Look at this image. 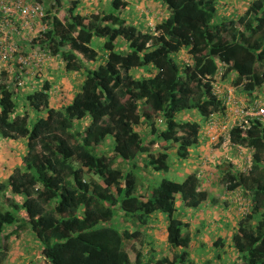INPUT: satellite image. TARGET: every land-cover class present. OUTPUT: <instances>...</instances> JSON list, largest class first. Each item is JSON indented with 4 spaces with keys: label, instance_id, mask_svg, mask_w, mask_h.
Listing matches in <instances>:
<instances>
[{
    "label": "trees",
    "instance_id": "obj_1",
    "mask_svg": "<svg viewBox=\"0 0 264 264\" xmlns=\"http://www.w3.org/2000/svg\"><path fill=\"white\" fill-rule=\"evenodd\" d=\"M109 1L112 11L88 12L74 10L79 0H69L46 31L45 43L64 71L81 69L70 98L62 82L53 80L57 100L49 102V66L23 94L32 117L27 109L14 112L13 90L0 85V135L25 138L21 165L0 180V240L17 230L5 227L18 220L37 240H134L138 228L120 221L143 224L157 210L166 215V240H189L173 202L175 193L188 207L206 198L195 172L181 180L163 176L147 194L138 162L165 171L170 150L184 157L200 141L203 120L195 115L205 118L222 107L210 92L219 61L226 64L225 75L233 72L234 83L245 80L241 89L248 95L264 80V0H248L228 17L216 16L217 0H158L168 11L152 29L118 12L126 0ZM134 68L142 73L134 75ZM230 139L251 149L246 174L229 164L221 176L227 189L240 185L249 199L230 240H264V127L253 121L243 134L232 127ZM37 242L44 264H143L133 241ZM166 242L171 256L147 264L187 262L189 241ZM230 244L234 259L226 264H264V241ZM7 249L0 241V264Z\"/></svg>",
    "mask_w": 264,
    "mask_h": 264
},
{
    "label": "crops",
    "instance_id": "obj_2",
    "mask_svg": "<svg viewBox=\"0 0 264 264\" xmlns=\"http://www.w3.org/2000/svg\"><path fill=\"white\" fill-rule=\"evenodd\" d=\"M95 1L97 2V4L92 5V7L89 8L96 7L97 11L102 10L104 2H102V0ZM126 1L127 4L125 7L130 10L131 6H129V4H133L136 9V6L140 5L141 2H145L147 0H139L140 3H138V5L136 4L137 2H129L128 0ZM247 1L248 0H218L216 7V16L228 17L232 14H238L243 9V7H241V9L239 10L237 7L243 2L247 3ZM156 4L161 5V2L158 0H152V5ZM144 5L147 6V2H145ZM86 9L87 7H83V10ZM146 12H148L149 14L152 13L150 10L148 11V9ZM133 14H135V10L133 11ZM78 74L81 75V69L76 71L68 70L63 72V75L61 76L63 78L62 88L68 90L78 89L82 76L80 78H77L76 82L73 79L74 76ZM73 85H76V87H74V89H71ZM71 94L72 93H70V95L68 96L69 98L71 97ZM50 99L51 102L54 103V101L57 100V97H53V99ZM16 109H18L19 111L21 110L20 108ZM194 118L199 123L204 119L203 116L198 115H195ZM0 137L2 139L0 145L1 180L8 175V173L14 166L21 165L20 158L25 151V138L18 137L12 139L1 135ZM199 140L200 141H198L196 144L188 148V152L184 157H176L174 156L173 149L170 150L169 152H172L173 156L171 157L170 163H168V167L165 171H155L147 166V180H145L146 183L144 184V186H147L148 194L151 185L155 183V178H157V181L163 176L173 180H181L189 172H195L196 174L199 173L197 177L199 181V188L204 189L207 192L206 198L202 200L197 206L188 207L182 204L175 193L173 202V214L178 216L183 221L187 222V225L183 227V229H186L188 231L190 238L189 240H230V235L235 227L237 218L243 213L246 208H248V194L240 185H237L231 189H227L221 177L219 178L217 175L220 171L221 174H223V168H226L229 165L230 162H226L223 157V155L228 154L229 151L225 152L221 149L212 151V148H210L205 137H201L199 138ZM204 155L208 156V161L206 162H202L201 160ZM231 168L234 169L232 166ZM168 173L170 175H168V177L165 176ZM14 198L16 201L20 202L19 195H14ZM205 218L211 222L210 229L215 235L212 233H209L208 235L201 234V226ZM166 220V215L162 211L157 210L152 212L147 218V221L143 223L145 237L142 240H166ZM15 225H17V230L10 233L6 240L22 239L20 235L21 228H19L20 226H24V223L22 222L18 221L15 224L7 225L5 227V232L14 229ZM25 227L29 230L28 226L25 225ZM208 227L209 226L207 225V228ZM195 233H197V236H195ZM35 240L37 239L35 238ZM15 242L16 241H6L8 246L6 256L7 260L8 255L11 258H15L21 253L23 249H25L24 256L25 258H29L30 262H32L31 264H44V258L42 255H40L39 244L37 241L36 243L31 242L30 245L23 244L22 247L17 246V243ZM134 244L140 247L143 264L149 263L150 258H158L161 255H167L169 257L171 256L172 251L167 245L166 241H142V243L134 241ZM32 248L36 249V253L34 255L29 252V250ZM11 250L16 253L14 257L13 254L10 256V253H12ZM175 250L180 251V248H175ZM185 251L187 252L188 256L187 262H184L183 264H196V261L198 260H200L199 264H226L234 259L230 241H189L187 248H185ZM204 251H207V255H204ZM191 253H195V255L192 256Z\"/></svg>",
    "mask_w": 264,
    "mask_h": 264
},
{
    "label": "built area",
    "instance_id": "obj_3",
    "mask_svg": "<svg viewBox=\"0 0 264 264\" xmlns=\"http://www.w3.org/2000/svg\"><path fill=\"white\" fill-rule=\"evenodd\" d=\"M68 6L69 2L61 0H0V85L3 88L13 90V94L33 89L36 76L42 77L46 73L56 56L45 43L46 31L52 17H61L58 11L64 14ZM225 66L219 61L210 77V92L220 100L222 107L209 112L203 119L199 134L206 137L212 151H229L230 154L223 155L224 160L246 174L250 168L251 149L232 142L230 129L237 127L243 134L253 121L264 127V80L248 95L241 89L245 80L242 78L234 83L232 71L223 73ZM201 160L208 161V156L204 155ZM217 175L220 178L221 171Z\"/></svg>",
    "mask_w": 264,
    "mask_h": 264
},
{
    "label": "rangeland",
    "instance_id": "obj_4",
    "mask_svg": "<svg viewBox=\"0 0 264 264\" xmlns=\"http://www.w3.org/2000/svg\"><path fill=\"white\" fill-rule=\"evenodd\" d=\"M62 2H65V3H67V2H69V0H61ZM129 2H137L136 4L138 5V3H140V1L139 0H128ZM91 2V0L90 1H87V0H80L79 1V5H81V6H77V3L75 4V8H74V10H77V9H83V7H87V11L88 12H91V11H94V10H96L97 11V8L96 7H93V8H89V7H92V5H95V4H97V2L95 1V0H92V3H90ZM95 2V3H94ZM102 2H104V5L102 6V10L103 11H108V10H113L112 9V7H111V4H110V1L109 0H102ZM145 2H147V6H145L144 5V3ZM145 2H141V4L140 5H138V6H136V9H135V6L133 5V4H129V6H131L130 7V10H128L127 9V7H125V8H120L119 10H118V12L120 13V14H123L125 17H126V15H127V19H129V20H131V21H134V23L135 24H137V25H141V27H145L146 26V22H147V25L149 26V25H154V23L156 22V20L157 19H159L160 17H163L164 15H166V13H167V11H168V9L167 8H165V6L161 3V5H159V4H156V5H152V0H147V1H145ZM217 2H218V0H217ZM223 2V1H222ZM242 4V5H241ZM237 8H238V10L239 9H241V7H243L244 8V6H245V2H243V3H241ZM83 6V7H82ZM147 9H148V11L150 10L152 13L151 14H149L148 12H146L147 11ZM135 10V14H133V11ZM146 10V11H145ZM161 10V11H160ZM160 11V12H159ZM180 12V11H179ZM63 11H58V16H63ZM148 13V14H147ZM97 40L98 41H100V39L99 38H97ZM96 39L94 40L95 41V43L96 44H99L98 42H96L97 41ZM176 56H177V58H184L183 57V52H177V54H176ZM58 56H53V58H52V60H51V62L49 63V68L50 69H52V73H51V75H49L48 76V78H49V80L52 82V88L50 89V91H49V97L51 98L52 96H51V94H54L55 93V91H54V88H56V84H54L53 83V80H55L57 83L58 82H62V80H63V78L61 77L62 75H63V72H65L64 70H63V66H62V62H61V59H58L57 58ZM76 71V70H75ZM132 73L134 74V75H138V74H141L142 73V71L139 69V68H134V69H132ZM144 73V72H143ZM74 74V73H73ZM227 74H228V72H227ZM81 76H80V74H78V75H75L74 76V81L76 82V79L77 78H80ZM61 80V81H60ZM75 82H74V84H75ZM74 87H76V85H73V87L71 88V89H74ZM27 90H29L30 91V89H25V90H23V91H19L18 93H15L14 95H13V99L15 100V102H16V108H20V109H27L28 110V113H29V115H30V117H32L33 116V113L29 110V106L27 105V102H26V100L24 99V93H26V91ZM68 90V89H67ZM74 90H68V94H70V93H72ZM67 94V95H68ZM66 95V96H67ZM52 99H53V97H52ZM49 102H51V99L49 100ZM45 112V108L43 107L40 111H39V113H44ZM192 114V113H191ZM194 114V113H193ZM189 115V114H188ZM189 116H191V115H189ZM30 117H29V119H30ZM1 141H2V139H1V137H0V145H1ZM106 143L107 144H109V141L108 140H106ZM100 147H102V150L104 151V152H108V147H106V145H100L99 146V148ZM141 155H143L142 153H141ZM173 156V154H172V152L171 153H169V156H168V163H170V160H171V157ZM138 165L141 167L140 168V170L142 169V174H144V177H143V182H142V185L140 186V188H144V189H147V186H144V184L146 183L145 182V180H147V167H145V166H142V163H141V161H139L138 162ZM125 166V165H124ZM168 175H170L169 173L167 174V175H165V176H167L168 177ZM90 176H93V175H90V174H84V178H87V177H90ZM94 177V176H93ZM156 181H157V178H155V183H156ZM154 184V183H153ZM19 213L22 215V213H23V210L21 209V210H19ZM125 219L126 220H129V219H131V218H127V217H125ZM19 222H21L20 220H18ZM17 221V222H18ZM132 221V222H131ZM146 221H147V219H146ZM132 223H133V225H132ZM210 221L208 220V219H204V221H203V223H202V229H201V234H203V235H208L209 233H212V234H214L213 232H212V230L210 229ZM120 224L121 225H126L127 227H130L131 229H133V228H138V229H140V233H139V235L137 236V237H135L136 238V240H142V239H144V237H145V232H144V228H143V224H141L140 222H138L137 220H129L128 221V223H127V221H120ZM207 225L209 226L208 228H207ZM21 229H20V235H21V237H22V239H20V240H35V237H34V235H33V233H31L26 227H25V225L24 226H21L20 227ZM215 232H216V230H215ZM215 235V234H214ZM195 236H197V233H195ZM19 237V236H18ZM18 237H15V238H18ZM14 238V239H15ZM135 238H134V240H135ZM15 240H18V239H15ZM31 242H33V243H36V241H16L15 243H17L16 245L17 246H19V247H22L23 246V244H26V245H30V243ZM136 242V241H135ZM137 242H139V243H142V241H137ZM133 243H134V241H133ZM132 243V244H133ZM36 246H37V244H36ZM130 249L131 248H129V251H130ZM12 251V250H11ZM24 251H25V249H23L22 251H21V253L18 255V256H16L15 258H11V257H9V255H8V260L7 259H5L6 261L3 263V264H31L32 262H30V260H29V258L28 257H26L25 258V256H24ZM29 252L31 253V254H35L36 253V249H34V248H32V249H30L29 250ZM13 254V257L15 256V252H13L12 251V253H10V256ZM191 255L192 256H194L195 255V253H191ZM204 255H207V251H204ZM130 256V255H129ZM222 257V256H221ZM199 262H200V260H198V261H196V264H199ZM217 263H218V261H217Z\"/></svg>",
    "mask_w": 264,
    "mask_h": 264
},
{
    "label": "clouds",
    "instance_id": "obj_5",
    "mask_svg": "<svg viewBox=\"0 0 264 264\" xmlns=\"http://www.w3.org/2000/svg\"><path fill=\"white\" fill-rule=\"evenodd\" d=\"M80 1V0H79ZM90 3H92V0H91V2ZM77 6H79V3H77ZM153 26V25H152ZM151 27V25H149V28ZM152 29V28H151ZM62 66H63V64H62ZM14 95V94H13ZM16 105V104H15ZM28 105V104H27ZM23 109H21L20 111L18 110V109H16V106H15V109H14V112H21ZM196 174V173H195ZM197 175V174H196ZM222 175V174H221ZM198 177V176H197ZM245 191H246V189H245ZM246 193H247V191H246ZM248 202H249V199L247 200V205H248ZM246 211L248 210V208H246L245 209ZM245 211H243V213H244ZM242 213V214H243ZM132 225H133V223H132ZM21 227V226H20ZM19 227V228H20ZM134 229V228H133ZM138 230H140V229H138ZM140 233V232H139ZM139 235V234H138Z\"/></svg>",
    "mask_w": 264,
    "mask_h": 264
}]
</instances>
